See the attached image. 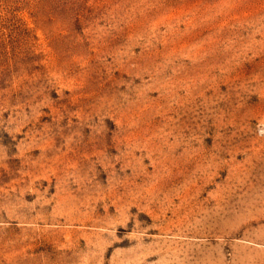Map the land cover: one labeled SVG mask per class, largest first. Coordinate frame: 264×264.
Returning <instances> with one entry per match:
<instances>
[{"label":"rangeland","instance_id":"rangeland-1","mask_svg":"<svg viewBox=\"0 0 264 264\" xmlns=\"http://www.w3.org/2000/svg\"><path fill=\"white\" fill-rule=\"evenodd\" d=\"M0 264H264V0H0Z\"/></svg>","mask_w":264,"mask_h":264}]
</instances>
